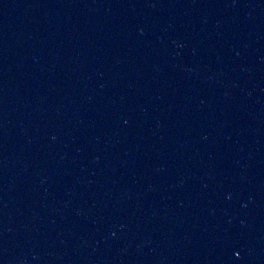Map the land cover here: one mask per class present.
Instances as JSON below:
<instances>
[{
    "label": "water",
    "instance_id": "water-1",
    "mask_svg": "<svg viewBox=\"0 0 264 264\" xmlns=\"http://www.w3.org/2000/svg\"><path fill=\"white\" fill-rule=\"evenodd\" d=\"M0 264H264V0H0Z\"/></svg>",
    "mask_w": 264,
    "mask_h": 264
}]
</instances>
